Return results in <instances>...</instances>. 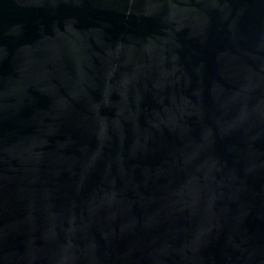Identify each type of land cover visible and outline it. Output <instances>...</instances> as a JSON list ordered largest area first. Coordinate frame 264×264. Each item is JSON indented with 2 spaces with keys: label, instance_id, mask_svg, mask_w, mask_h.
I'll return each mask as SVG.
<instances>
[{
  "label": "water",
  "instance_id": "obj_1",
  "mask_svg": "<svg viewBox=\"0 0 264 264\" xmlns=\"http://www.w3.org/2000/svg\"><path fill=\"white\" fill-rule=\"evenodd\" d=\"M0 264H264V0H0Z\"/></svg>",
  "mask_w": 264,
  "mask_h": 264
}]
</instances>
